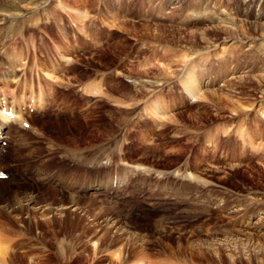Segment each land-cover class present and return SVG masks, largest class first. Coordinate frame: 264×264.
Here are the masks:
<instances>
[{
	"label": "rangeland",
	"instance_id": "1",
	"mask_svg": "<svg viewBox=\"0 0 264 264\" xmlns=\"http://www.w3.org/2000/svg\"><path fill=\"white\" fill-rule=\"evenodd\" d=\"M218 1L214 6L217 0H37L17 21L9 17L8 2L0 3L7 11L0 5V58L13 50L19 63L23 49L18 45L25 44L36 74L52 73L57 81L84 86L85 92L65 99L67 105L76 99L77 109L89 93H98L97 102L75 118L76 113L34 116L43 134L26 135L2 163L55 151L86 164L96 156L116 157L121 150L134 165L171 177L183 165L194 180L207 183L194 187L185 178L171 188L179 199L160 200L154 207L132 200L111 205L104 197L77 196L48 179L39 181L36 169L26 166L22 179L0 183V223L11 234L4 245L13 264H63L55 248L39 251V235L51 240L56 232L59 239L78 238L83 247L68 252L74 259L83 256L71 264L116 263L111 254L122 244L128 255L123 264L140 260L137 252L145 254L147 264H264V36L248 26L264 22V0H239V11L230 8L233 0ZM39 6L35 19H27ZM2 62L0 70H9ZM34 74L24 72L27 78ZM191 76L200 85L198 95L206 92L211 102L187 94ZM56 161L41 163L40 173L49 175ZM131 237L137 252L126 247ZM199 245L202 252H192Z\"/></svg>",
	"mask_w": 264,
	"mask_h": 264
},
{
	"label": "bare ground",
	"instance_id": "2",
	"mask_svg": "<svg viewBox=\"0 0 264 264\" xmlns=\"http://www.w3.org/2000/svg\"><path fill=\"white\" fill-rule=\"evenodd\" d=\"M11 1V0H10ZM35 1H37V0H30V1H28V2H25V1H20L19 3H17L15 0L14 1H12V4H9V2L8 1H4V0H0V3H4V2H8V4H9V6H7L8 8V13L10 14L9 15V17L11 18H13L15 21H17L16 20V18L19 16V18H24V12H23V10L25 9V8H28L29 6H31L33 3ZM202 1H208V0H202ZM246 1H249V2H251V3H254V1L252 2V0H246ZM60 2H62V1H60ZM211 2L213 3V0H211ZM239 0H233V2L232 3H229V5H231L230 6V8L232 9V10H237V11H239ZM11 3V2H10ZM37 3V2H36ZM206 3V2H205ZM219 4H221V1H218L217 0V2H215L213 5L214 6H218ZM223 4V3H222ZM1 5V4H0ZM61 7H63L64 8V6H63V4L62 3H60L59 4ZM176 5V4H175ZM3 5H1V9H4L3 7H2ZM6 6V5H5ZM194 6V3L193 2H191L190 1V4L188 5V8H192ZM32 7H34V6H32ZM32 7H29V8H32ZM40 7L41 6H39L37 9H36V11H33V12H31V11H29L30 12V16H29V18H27V19H29V20H31V21H33L34 19H35V14H36V12L38 11L39 13H40V11H39V9H40ZM56 7V6H55ZM174 7H178V9L180 8V6L178 5V6H174ZM209 7V6H208ZM6 8V7H5ZM199 10L201 9V6H199V7H197ZM35 9V8H34ZM173 9H177V8H173ZM209 9H210V7H209ZM5 10V9H4ZM28 10V9H27ZM27 10H25L26 11V13H27ZM6 11V10H5ZM5 11H3L2 10V12L4 13ZM44 11V10H43ZM259 11V13L260 14H258L257 16H262L261 15V10L259 9L258 10ZM7 12V11H6ZM8 13H7V15H5V16H8ZM216 13V12H215ZM1 14V13H0ZM202 14V16H207L206 14V12H200V15ZM209 14V13H208ZM29 15V14H28ZM211 15V14H210ZM4 16V15H3ZM17 16V17H16ZM8 17V18H9ZM26 17V16H25ZM1 18V17H0ZM206 18H208V17H206ZM7 19V18H6ZM26 19V20H27ZM204 19V18H203ZM24 20V19H23ZM28 20V21H29ZM257 20H258V17H257ZM4 21H5V17H4ZM19 21H20V19H19ZM30 21V22H31ZM84 21V20H83ZM9 22V21H8ZM21 22V21H20ZM25 22V21H24ZM2 23V22H1ZM0 23V24H1ZM16 23V22H15ZM26 25H27V21H26V23H25ZM246 25V24H245ZM3 26V25H2ZM2 26H1V28H2ZM28 26V25H27ZM227 26V25H226ZM248 26H250V27H252V28H254V30L255 31H259L260 32V34H259V36H264V22H258V21H256V22H252L251 24H249L248 23ZM19 27V26H18ZM26 27V26H25ZM146 27V26H145ZM122 28V27H121ZM4 29V28H3ZM148 29V28H147ZM243 29V28H242ZM0 30H2V29H0ZM15 30V29H14ZM13 30V31H14ZM29 30H30V27H29ZM218 30V29H217ZM231 30V29H230ZM233 30V29H232ZM16 31V30H15ZM17 31H19V29L17 30ZM23 31V30H22ZM214 31H215V29H214ZM224 31V30H223ZM248 31V30H247ZM209 32V31H208ZM235 32V31H234ZM216 33V32H215ZM237 34V33H236ZM245 34V33H244ZM244 34H242V35H244ZM247 34V33H246ZM4 35V34H3ZM201 35L204 37L205 35H207V32H202L201 33ZM229 36H231V38H233L234 40H236V41H239L240 39H238V38H236V37H232L233 36V34L232 35H229ZM4 37V36H3ZM164 37V36H163ZM239 37V36H238ZM240 37H242L241 35H240ZM246 38V37H245ZM2 39V38H1ZM203 39H205V40H207L206 38H203ZM252 39V38H251ZM263 39V38H262ZM226 40V39H225ZM232 45V44H231ZM249 46H251V45H249ZM255 46V45H254ZM225 47V46H224ZM226 49V48H225ZM170 50V49H169ZM167 51V50H166ZM23 52V51H22ZM187 53V52H186ZM186 53H184V54H186ZM179 54H180V52H179ZM182 55V54H181ZM186 56V55H185ZM184 56V57H185ZM188 56V55H187ZM253 56V55H252ZM24 57H26L25 56V53L23 52V58H22V60L19 62V63H16L17 62V59H16V56L13 54V50H10V51H8L4 56H2V58H0V60L1 61H3L2 62V64L1 65H4V66H7V68L10 70H0V82L1 83H3V81H2V79H1V76H2V78L4 77L5 79L6 78H8L9 77V79H7V81H5L3 84L4 85H6V86H8L9 84H10V82H11V80H12V78H15L16 76H17V74H15V70L16 69H19V67H21V63L22 62H24ZM185 59H186V57H185ZM184 59V60H185ZM189 59V58H188ZM240 59V58H239ZM183 60V61H184ZM29 62V61H28ZM161 62V61H160ZM185 62V61H184ZM189 61L187 60V63H188ZM191 63V62H190ZM11 64V65H10ZM31 63H27V66H26V71H29V69H30V65ZM158 65H159V63H158ZM171 65V64H170ZM188 65V64H187ZM156 66H157V64H156ZM164 66H166V65H164ZM166 67H168V65L166 66ZM183 67V66H182ZM12 68V69H11ZM169 68H171V67H169ZM169 68H167V69H169ZM35 69V68H34ZM37 69V68H36ZM39 69V68H38ZM3 71H4V73L5 74H8L9 73V75H8V77L7 76H5V74L3 73ZM25 71V72H26ZM165 71V77L166 76H168L169 74V72L167 73V70H164ZM189 71V70H188ZM167 73V74H166ZM35 75V74H34ZM41 75H44V76H46V78L44 77V78H42V77H40V83H41V90H42V93H43V102H42V106H45L47 103H48V100H50L51 98V96H53L54 97V92H55V88H54V86H55V84L58 82L57 81V79H56V77H53L52 75V73H45V72H43V74H41ZM169 77V76H168ZM235 78H237V77H235ZM186 82H188L189 84L187 85V84H185V87H186V91H187V94H189L191 97H196L197 95H198V93L200 92V85H199V83L197 84V82H196V80H195V77H189L188 79H187V81ZM53 84V85H52ZM229 85V84H228ZM154 87V86H153ZM84 88V87H83ZM156 88V87H155ZM87 89H88V87H87ZM19 90L20 89H18V95H21V92H19ZM207 91V90H206ZM85 92V91H84ZM93 92V91H92ZM87 93V92H86ZM206 93V92H205ZM205 93L204 92H202L201 94L202 95H198L196 98H201L200 100H209V98H207L208 96H206L205 95ZM213 95H212V97H214L212 100H214L213 102H215L217 105L219 104V102H221V100H219L218 98H217V96L219 95L217 92H216V90H214L213 92ZM36 95V94H35ZM106 95V94H105ZM226 97H228L227 95H226ZM35 98H37V95L35 96ZM234 98V97H233ZM54 99V98H53ZM198 100V99H197ZM211 100V99H210ZM209 100V101H210ZM204 102V101H203ZM211 102V101H210ZM209 102V104H211ZM212 102V103H213ZM214 103V104H215ZM239 104H240V102H239ZM242 104H244V103H242ZM21 107V106H20ZM253 107V106H252ZM244 108H246V106H243V105H241V110H243ZM237 109H239V108H237ZM236 110L234 109L233 110V112H235ZM243 112H244V110H243ZM242 112V113H243ZM242 113H239V114H242ZM237 116V115H236ZM167 117V116H166ZM0 124L1 125H5L6 124V117H5V115L3 114V112L2 111H0ZM40 130H41V134H39V135H42L43 134V129L42 128H39ZM14 135L16 136V137H14L15 139V143H16V145H23V144H21V141L22 142H24L25 141V135L24 134H21V133H14ZM21 137V138H20ZM17 146H15L13 149H15ZM253 147V146H252ZM256 147H258V149L261 147L260 146V144L258 145V146H256ZM253 148H255V147H253ZM262 148V147H261ZM260 150V149H259ZM258 152V151H257ZM11 153V151L10 150H7V151H5L4 152V154H3V159H0V161H3L9 154ZM31 159V158H30ZM17 162V161H16ZM19 162V161H18ZM85 164V163H84ZM139 166H141V165H138V167ZM40 167H41V165H40ZM14 170V178L16 177L17 179L18 178H23V176L24 175H22V173H20L21 171L23 172V173H25V172H27V169H26V165L25 166H23V167H20L19 169L18 168H15V169H13ZM19 171V174L17 175L16 173ZM36 175H38V180L39 181H42V180H47L48 179V177L47 176H49L48 175V173L47 174H42V173H40V171H41V168H39L38 167V169L36 168ZM38 172V173H37ZM170 174V173H169ZM172 174V173H171ZM170 174V175H171ZM175 175V174H174ZM189 175V176H188ZM193 173H186V178L188 179L187 181H189V182H194L196 185H194V187H196L197 185H199L200 183H201V181L202 180H200L201 178H199V177H197L196 176V178H199V179H197V180H194L193 179ZM20 179V180H21ZM1 182H4V181H2V180H0V183ZM198 182H200L199 184H197ZM205 183V182H204ZM40 184V183H39ZM63 185L65 186L66 184L65 183H63ZM200 186H202V184L200 185ZM191 188V187H190ZM71 189H73V188H71ZM73 191H75V192H73V194H75V195H77L78 196V194L76 193V190H74L73 189ZM72 194V195H73ZM19 196V195H18ZM75 199V198H74ZM92 208H93V206H91ZM45 208V207H44ZM46 209H48V207H46L44 210H46ZM106 210L108 211L109 209H107L106 208ZM105 210V211H106ZM240 210V209H239ZM102 211V210H101ZM98 214V213H97ZM112 215V217L113 218H115L116 216H115V214H111ZM111 215H110V217H111ZM95 216V215H94ZM106 220V219H105ZM107 220H109V221H112V220H114V219H112V218H107ZM116 220H118V219H116ZM47 224H49L48 222H46ZM4 224V223H3ZM3 224L2 223H0V264H13V261H12V256H11V252H9L10 250H9V247L7 246V247H5V245H4V243H6V244H8L9 243V240H8V238H10L11 237V234L10 233H8V231H7V229L8 228H6L7 226H3ZM47 224H46V226H47ZM36 227H38V224L36 225ZM30 230V228H26V229H23V232L24 231H29ZM61 231L63 232V229H61ZM20 234V233H19ZM19 234H18V236H19ZM58 234H60V233H58V232H56V234L54 233L53 234V236H54V238L53 239H51V240H48V238H47V240H46V238H45V235L43 234V233H41L40 235H39V237H38V240H40L41 242H40V244H42V247H41V250H39V251H42L43 253H45V252H48V251H50V249H56V252L54 253V255H55V257L59 260V261H61V262H63V264H71V262L73 263L74 261L73 260H76V261H81V259H82V257H79V255H80V253H79V255L77 254V256H76V258L74 259L73 257H69L68 256V252L69 251H73V249L74 248H79V246H80V248H83L82 246H81V244H79L80 242H78V238H74V239H68V238H62V239H59L58 238ZM21 235V234H20ZM133 238L131 237V241H127L126 242V247H131V249H134V252L136 251V249H137V243H136V240H135V243H133V240H132ZM12 241V240H11ZM10 241V242H11ZM52 241H54V242H52ZM125 241V240H124ZM3 243V244H2ZM97 244V243H96ZM124 246V244H122L119 248H117L111 255H113V256H115V258H116V263H113V264H123L125 261H121V259L122 258H126L127 259V256L124 254V251H123V249H122V247ZM197 246V245H196ZM196 246H192V252H193V250L196 252H202V250L203 249H201V245H199L197 248H196ZM202 246H204V245H202ZM38 250V249H37ZM97 250V249H96ZM95 250V251H96ZM28 252V251H27ZM137 252V251H136ZM97 254L99 253V251H97L96 252ZM96 253H94V254H96ZM13 254V253H12ZM201 254V253H200ZM34 255V253L32 254V252H31V254H29V253H27L26 254V252H24V256H33ZM51 255V254H50ZM50 255H48V256H50ZM82 255V254H81ZM136 257V256H135ZM137 259H140V260H137V262L135 263H133V264H147L146 263V261H145V254H143V253H139V252H137ZM97 258V257H96ZM50 259H52V258H50ZM56 261V260H55ZM54 261V262H55ZM100 261V260H99ZM58 262V261H57ZM167 262V260H164V261H159V262H155V264L156 263H158V264H161V263H166ZM51 263V262H50ZM53 263V262H52ZM127 263V262H126ZM154 262H150V263H148V264H153ZM168 264H169V261L167 262ZM37 264V263H36ZM41 264V263H40ZM44 264V263H43ZM56 264H60L59 262L58 263H56ZM62 264V263H61ZM131 264V263H130ZM185 264H186V262H185Z\"/></svg>",
	"mask_w": 264,
	"mask_h": 264
}]
</instances>
